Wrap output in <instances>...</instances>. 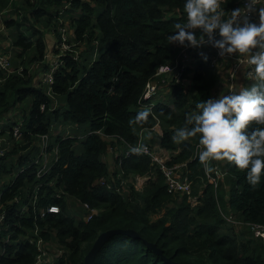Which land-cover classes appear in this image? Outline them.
<instances>
[{"label":"trees","instance_id":"trees-1","mask_svg":"<svg viewBox=\"0 0 264 264\" xmlns=\"http://www.w3.org/2000/svg\"><path fill=\"white\" fill-rule=\"evenodd\" d=\"M184 2L32 0L25 2L22 16L28 23V34L19 30L13 20L14 11L11 18L3 20L4 27H14L11 47L16 56L33 51L32 58L42 63L45 54L51 52L58 65L49 88L40 80L36 85L31 82L25 77V69L19 75L5 76L0 86V119L28 98L26 113L22 111L20 142H14L8 134L11 144L0 157V177L16 167L0 190L5 210L0 228V264H34L35 247L25 239L34 227L47 243L48 252L49 241H54L61 251L52 264H81L96 235L110 228L132 229L137 237L113 235L96 252L91 264H168L143 240L153 243L163 257L178 264H264V236L253 237L245 225L230 228H243L247 237L237 239L219 233L225 223L222 212L243 223L264 226V175L253 189L246 180V170L222 161L228 183L222 196L214 192L199 158L193 156L198 138L179 144L172 140L175 130L185 125L186 116L198 112L196 105L210 99V90L220 80L219 69L228 65L229 58H223L219 67L211 66L209 60L216 49L210 43L209 50L196 49L193 67L186 68L182 77L188 79V88L183 83L170 84L163 97L155 100L148 123L143 127L129 125V120L143 109L138 101L144 83L158 65L173 60L178 46L183 47L170 43L168 37L175 34L176 23L186 22ZM9 3L10 0H0V12ZM241 3L242 0H225L221 7L230 14ZM96 5L100 9L94 13ZM67 12L74 13L69 18L70 38L73 43L85 45V49L76 52L68 47L60 54L51 46L60 39L57 27L53 28L50 44L45 33L35 26L42 17L57 23ZM195 35H201L199 29ZM215 38L220 39L218 32ZM48 63L49 59L43 64L38 62L45 69ZM253 83L244 78L241 85L251 87ZM223 86L225 90L224 83ZM156 121L161 134L155 143L176 151L166 163L185 162L189 180L199 186L192 189L194 195L199 190V204L195 206L185 195L177 197L165 191L157 165L147 155L129 152L123 156L120 152L113 159V170L101 159L106 150L104 136L114 137L122 148L124 144L135 145L136 131L148 129ZM82 124L86 129L80 137L77 129ZM53 128L57 132L52 134ZM42 134L47 135L44 156L39 154L37 143ZM74 143L80 145V151H74ZM44 161L46 166L40 170ZM151 171L154 178L149 177L140 192L130 190L125 196L96 182L104 178L117 185L120 179L147 176ZM68 200L79 207L78 218L68 213ZM81 203L96 209V214L86 221L82 219ZM48 205L57 206L59 211L46 212ZM153 215L158 216L152 219Z\"/></svg>","mask_w":264,"mask_h":264},{"label":"clouds","instance_id":"clouds-1","mask_svg":"<svg viewBox=\"0 0 264 264\" xmlns=\"http://www.w3.org/2000/svg\"><path fill=\"white\" fill-rule=\"evenodd\" d=\"M224 2L185 0L186 22L176 23L175 34L168 40L192 48L210 43L221 56L239 54L244 58L241 63L251 68L247 79L254 83L238 92L198 103V112L186 116L185 125L175 130L172 140L179 144L198 138L199 161L206 174L215 171L209 166L211 161H227L239 170H246V180L255 189L264 175V6L259 8V24L251 23L248 14L264 4L261 0H247L244 8L228 14L221 7ZM197 29L201 32L199 37L195 35ZM255 49L258 51L254 52ZM150 115L152 109L146 106L129 120V125L143 127ZM130 152L142 155L148 148L141 142L130 146ZM58 211L55 205L49 208V212Z\"/></svg>","mask_w":264,"mask_h":264},{"label":"built area","instance_id":"built-area-1","mask_svg":"<svg viewBox=\"0 0 264 264\" xmlns=\"http://www.w3.org/2000/svg\"><path fill=\"white\" fill-rule=\"evenodd\" d=\"M247 3V0H242L241 6L239 8H244L245 4ZM261 3L264 4V0H261ZM65 6H63L64 8ZM252 17V13L248 14V18ZM259 22V21H258ZM57 32L59 33V40H55V43L53 44V49H57L60 54L68 50V35L66 33V28L62 26H57ZM187 47H177L176 48V54L173 58V60L169 63H163L156 67L154 73L151 75V77L144 83V86L142 88V91L139 96L138 106L140 108H144L146 106L151 107L153 106L155 100L157 98L163 97V95L167 92L168 86L170 84H178V83H185L188 81L187 78L183 79V73L186 70V68H191V62L193 60L192 55L187 56ZM216 49V48H215ZM258 51V49L256 50ZM60 54L57 53V56H60ZM47 56L51 57V60L48 63V68L46 69V72L42 74L40 77V83L44 84L49 88L48 86L52 83V76L53 73L58 65L57 59H55V56L45 54V58ZM228 55L221 56L219 55V50L216 49L215 56H213L209 60V64L211 66L219 67L221 64V60ZM53 58V59H52ZM243 57H240L239 55H233L232 56V62L229 67V70L227 71V76L224 78L223 83L225 84V91L224 95L231 94L232 91H234L235 86V80L239 73H242L243 78L247 79V73L251 71L250 67H247L246 64H242L241 61L243 60ZM10 61H9V54L8 52L4 51L0 47V75H6L9 74L11 70ZM192 69V68H191ZM4 78V77H3ZM165 87L164 92H160V89ZM48 96L52 97L49 93V91L46 92ZM43 106H40V109H42ZM13 114V113H10ZM8 115V114H7ZM23 116H20L17 120H12L11 123H9L8 127H0V157L4 154L5 151V145L9 143V141L6 140V138L3 136L10 134L11 139L14 142H18L21 138V130L20 127L23 122ZM99 133V132H97ZM105 137V136H104ZM107 139H111L110 137H105ZM46 140L47 135L42 134L38 135L37 143L39 144V154H42L44 156V149L46 147ZM112 140H117L113 137ZM139 142L135 145H128L124 144L125 147L122 148L117 154L122 152L123 156H127L130 152V146H136ZM147 146V145H146ZM148 152L144 155H147L152 162H154L157 165V169L159 170L163 185L165 188V191L169 194H177V195H185L188 199L190 198L191 194V181L188 178L187 170L185 166V162L181 163H166L170 158L167 160H160L156 157L154 152L147 146ZM37 154V159L40 156ZM116 154V155H117ZM115 155V156H116ZM194 157L199 158L198 154V148L195 147L194 150ZM46 162L44 161L40 167V170L46 166ZM204 165H202V168ZM215 171L211 172L210 175L206 174L204 172L205 178H207V182L212 184L213 189L217 185V182L222 175H225L224 170H219L216 166L213 167ZM204 171V168H203ZM96 182L99 184L105 185L106 188H113L116 192L120 190L121 188V180L118 182L117 185H114L113 182H106L104 178H99ZM15 200V198H14ZM16 201V200H15ZM50 206L48 205L45 208L46 212H49ZM82 208L84 209V213L82 215V218L84 221L91 218L92 215L96 214V209L90 208L86 203H81ZM57 207V206H56ZM43 213V212H42ZM5 217V210L0 202V228L2 226L3 220ZM222 218L225 223H228L230 225L235 226H241L245 225L248 227L250 233L253 237H263L264 236V226L254 224V223H243L240 220H236L233 218L231 214H222ZM8 237L6 236L3 239V242H6ZM25 239L29 244H33L35 247V256H34V264L38 263H46L49 262L47 258V252L48 247L47 243H45L44 239L39 235L38 230L36 227L30 230V233L25 235ZM47 247V248H46Z\"/></svg>","mask_w":264,"mask_h":264},{"label":"rangeland","instance_id":"rangeland-1","mask_svg":"<svg viewBox=\"0 0 264 264\" xmlns=\"http://www.w3.org/2000/svg\"><path fill=\"white\" fill-rule=\"evenodd\" d=\"M26 1L32 2V0H10L8 7L6 9H3L0 12V46L4 51L8 52L9 61H10L11 68H12L11 69L12 71L9 74L0 75V86H1L2 81H3V77H5V76L7 77L9 75H15V74L19 75V73L23 69L26 70L25 77L29 78L30 81L36 85L38 83L40 77L42 76V74L46 72V69H45L46 67H44V68L41 67L38 64V62L40 64H43V63L47 62L48 59H49V61L51 60V57L47 56L46 58L43 59V62L41 63L40 60L38 61L37 59L32 58L34 56L33 51H29L26 54L21 55L19 57L13 53V48L11 47V42L15 36L14 27H9V28L3 27L4 26L3 20L8 18V17L11 18V12L14 11L15 14H13V20L18 24L19 30L24 32L25 34H28V32H29L28 23L24 22L22 20L23 12H24L25 6H26V4H25ZM99 9H100V6L96 5L94 7V13ZM48 10H49V8H48ZM66 14L67 15H64V17H63L64 20L60 16L59 17L60 19L56 20L57 23H55V21L50 22L46 17H42L35 27L38 30H40L41 32L45 33L47 40H49V39L51 40V33L53 32V28L57 27L58 25L62 26L64 28H66V33L68 35V38L70 39L69 43H68V46L70 47V49H72L76 52L83 51V48L85 49V45H83L81 43H73L71 38H70L71 26H70L69 18L71 16H73L74 13L67 12ZM250 20H252V19H250ZM1 25H3L2 28H1ZM51 46L53 47V45H51ZM95 47H97V44L95 45ZM209 47L210 46L208 44H204L199 48L187 47L188 48L187 49V56H191L192 54H195L196 49L209 50ZM95 51L96 50H94V52ZM50 54H51V52L48 55H50ZM192 67L193 66L191 64V68ZM188 86H189V81H186L184 83V87L188 88ZM214 86H219V85H214ZM245 86L246 85H241V86H239V89H237L235 87L234 91L238 92L241 87H245ZM165 89H166L165 87L161 88L160 92H164ZM27 106H28V98L24 99L19 104H16L11 110H9L6 113L8 115H6V116L3 115V117L0 119V127H3L2 124H9V123H11L12 120L19 119L20 116H22V111H25V113H26ZM10 113H13V114H10ZM85 129H86L85 124L80 125L79 128L77 129L78 133H80V135H81L80 137L83 136ZM56 131H57L56 129L53 130V132H56ZM136 132H137L138 140L140 143L142 142L143 144L147 145L152 150V152H154V154L159 153V149L157 148V144L155 143L154 136H153V138H150L148 135H146L145 130H142V131L137 130ZM3 136L8 141V136L5 134ZM18 142H20V141H18ZM10 144H11V141L5 145V148H9ZM74 146H75L74 147L75 152L80 151V145L78 143H74ZM120 150H122V147L118 146V144H116L114 141L111 142L110 140H106V150L103 153V155L101 156V159L104 162H106V165L108 164L107 165L108 168L112 167L111 169L113 170V159L115 158V155ZM209 166L212 168L214 166H216L219 170L223 171L222 161H211ZM15 169H16V167H13L11 170V173L1 174L0 190L2 189L3 185H5L8 182V180L14 175ZM204 172H205V170H204ZM208 174L210 175V173H208ZM149 177H150V179L154 178V174L152 171L150 173H148L147 176H132V178L120 179L122 184H121V188H120L119 192L121 193L122 196H125L127 193L130 192V190L140 192L143 189V186L145 185V183ZM217 179H219V181L217 182V185L214 187L215 188L214 192H216L217 194H220L222 196H225L226 189L228 186V183L226 181V176L222 175L220 178L218 177ZM191 185H192V183H191ZM196 188H199V186L192 185L190 198L189 199L187 198V201H189L191 206H195V205L199 204V202L197 200V197H199V190L197 189L198 191H197L196 195L192 194V189L194 190ZM174 196L179 197L180 195L176 194ZM67 208H68L69 214H72L76 218H78V215H77L78 213L76 211H78L79 207H77L76 204L72 200L67 201ZM222 214H223V212H222ZM157 216L158 215H153L151 218L154 219ZM219 233L220 234L233 235L237 239H239V237H247L248 236V234H247L248 232L245 231L243 228H241V227L240 228H238V227L230 228V224H228V223H223L220 226ZM48 245H49L50 251L48 252L47 258H48L49 263L52 264V262L55 260V258L61 254V251L58 249V246H55L54 241H49ZM84 245L85 244H83V246Z\"/></svg>","mask_w":264,"mask_h":264},{"label":"crops","instance_id":"crops-1","mask_svg":"<svg viewBox=\"0 0 264 264\" xmlns=\"http://www.w3.org/2000/svg\"><path fill=\"white\" fill-rule=\"evenodd\" d=\"M261 6H264V5H260L258 6V8L256 9V11L252 14V17L249 18L252 19L250 20L251 23H256V24H259V8ZM3 25H1V28H2ZM4 27V26H3ZM48 41H50V44H52L51 40L49 39ZM1 47V46H0ZM257 49L253 50L254 52L256 51ZM233 55H239V54H232V55H228L227 60H229L228 62V65L225 67V68H222V69H219L220 71V80L219 82L216 84V85H219V86H214L211 90H210V99H218L223 93H224V86H223V78L225 77V74L226 72L229 70V67L231 65V62H232V56ZM193 62V60H192ZM191 62V64H192ZM230 64V65H229ZM243 75L242 73H239L236 77V80H235V86H234V90H235V87L237 89H239V86H241L242 82H243ZM6 116V115H4ZM2 118V117H1ZM3 126L6 125V124H2ZM56 129V128H53V130ZM155 129V130H153ZM53 130L51 131V133H56V132H53ZM57 130V129H56ZM140 131L142 130H145L146 131V135H148L150 138H155L156 140V136H159L161 134V128L159 126L158 123H155L152 127L148 128V129H139ZM157 148L159 149V153H155L156 157L159 158L160 160H167L168 158H170V156H172L176 151H172V150H166V149H162L160 147L157 146Z\"/></svg>","mask_w":264,"mask_h":264},{"label":"water","instance_id":"water-1","mask_svg":"<svg viewBox=\"0 0 264 264\" xmlns=\"http://www.w3.org/2000/svg\"><path fill=\"white\" fill-rule=\"evenodd\" d=\"M117 234L125 235L129 238L137 237V233L132 229L110 228V229L103 230L99 232L94 238V240L92 241L89 249L85 252V254L82 257L81 264H91L96 252L101 248V246L105 242H107L110 237H112L113 235H117ZM143 243L145 244L147 248H150L154 254H156L157 256H160L163 262H167L168 264H178L176 262L170 261L166 257H163L161 250L157 248L153 243L147 242L145 240H143Z\"/></svg>","mask_w":264,"mask_h":264}]
</instances>
